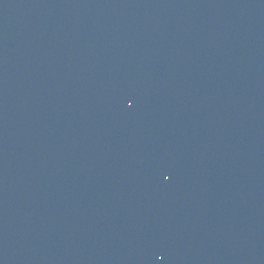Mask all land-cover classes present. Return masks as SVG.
<instances>
[{"label":"water","instance_id":"obj_1","mask_svg":"<svg viewBox=\"0 0 264 264\" xmlns=\"http://www.w3.org/2000/svg\"><path fill=\"white\" fill-rule=\"evenodd\" d=\"M0 264H264V0H0Z\"/></svg>","mask_w":264,"mask_h":264}]
</instances>
